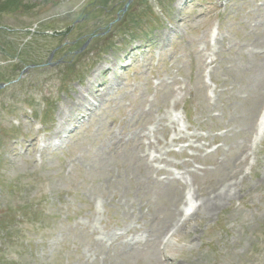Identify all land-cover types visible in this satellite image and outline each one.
Segmentation results:
<instances>
[{
	"label": "rangeland",
	"instance_id": "374dc122",
	"mask_svg": "<svg viewBox=\"0 0 264 264\" xmlns=\"http://www.w3.org/2000/svg\"><path fill=\"white\" fill-rule=\"evenodd\" d=\"M126 2L0 14V264H264V0Z\"/></svg>",
	"mask_w": 264,
	"mask_h": 264
},
{
	"label": "bare ground",
	"instance_id": "6f19581e",
	"mask_svg": "<svg viewBox=\"0 0 264 264\" xmlns=\"http://www.w3.org/2000/svg\"><path fill=\"white\" fill-rule=\"evenodd\" d=\"M135 62V61H133ZM100 69H103V66H100L97 71L94 72V74L96 75V73L100 70ZM100 86V85H98ZM80 96L81 95V92H80ZM80 96H76V100L79 102L80 100H82V98ZM90 104V102L88 103ZM82 107V104L80 103V105ZM87 109V107L85 108ZM264 123V111H263V114H262V118H261V122H260V130L264 127V125L262 126V124ZM60 133V131H55L54 135L57 137L58 134ZM136 138H137V135L133 136L132 138H129L127 139L128 140V144H133L134 141H136ZM139 159H141L140 155L138 156ZM235 193L231 191L230 188H223L221 189L219 192H215L212 196L206 198L205 200L197 203L196 201V208L193 210V212L191 213V217H193L200 209H202L203 211V214H204V217L205 218H209L211 217L216 211H220L221 208L223 207V205L226 203V202H229L231 201V199H233V195ZM194 202V201H193ZM193 206V203L192 205H190V207ZM177 211L176 208H174V211H173V214L171 215V217L169 219H167V221L161 226V230H164L165 228H167L170 224V222L173 220L174 221V216H175V212ZM190 214V213H189ZM188 217V218H191V217ZM181 227H178L176 229V231L180 230Z\"/></svg>",
	"mask_w": 264,
	"mask_h": 264
},
{
	"label": "trees",
	"instance_id": "16d2710c",
	"mask_svg": "<svg viewBox=\"0 0 264 264\" xmlns=\"http://www.w3.org/2000/svg\"><path fill=\"white\" fill-rule=\"evenodd\" d=\"M17 3H19V0H5L1 5H0V14L6 10L9 9L10 5L16 8Z\"/></svg>",
	"mask_w": 264,
	"mask_h": 264
},
{
	"label": "water",
	"instance_id": "95a60500",
	"mask_svg": "<svg viewBox=\"0 0 264 264\" xmlns=\"http://www.w3.org/2000/svg\"><path fill=\"white\" fill-rule=\"evenodd\" d=\"M129 2H130V0L126 3V5H125V7H124V9L123 10H125L126 9V7H127V5L129 4ZM3 86V84H0V88Z\"/></svg>",
	"mask_w": 264,
	"mask_h": 264
}]
</instances>
